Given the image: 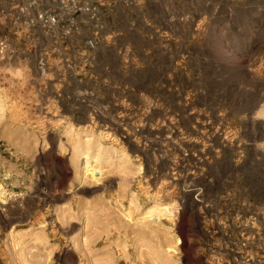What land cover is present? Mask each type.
Returning a JSON list of instances; mask_svg holds the SVG:
<instances>
[{"label": "rangeland", "instance_id": "obj_1", "mask_svg": "<svg viewBox=\"0 0 264 264\" xmlns=\"http://www.w3.org/2000/svg\"><path fill=\"white\" fill-rule=\"evenodd\" d=\"M98 9L91 34L0 45V264H247L264 0Z\"/></svg>", "mask_w": 264, "mask_h": 264}, {"label": "built area", "instance_id": "obj_2", "mask_svg": "<svg viewBox=\"0 0 264 264\" xmlns=\"http://www.w3.org/2000/svg\"><path fill=\"white\" fill-rule=\"evenodd\" d=\"M98 1L0 0V26L5 34L0 39V45H6L9 35H23L31 39L33 47H36V39L41 33L50 34L58 41L77 30L91 34L89 25L99 10ZM83 46L92 50L95 46L94 36L87 38ZM245 240L250 243L244 250L247 264H264V237L252 234L247 235Z\"/></svg>", "mask_w": 264, "mask_h": 264}]
</instances>
